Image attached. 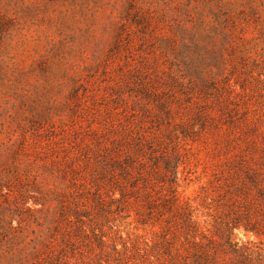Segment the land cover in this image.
<instances>
[{
	"label": "rangeland",
	"instance_id": "374dc122",
	"mask_svg": "<svg viewBox=\"0 0 264 264\" xmlns=\"http://www.w3.org/2000/svg\"><path fill=\"white\" fill-rule=\"evenodd\" d=\"M0 264H264V0H0Z\"/></svg>",
	"mask_w": 264,
	"mask_h": 264
},
{
	"label": "trees",
	"instance_id": "16d2710c",
	"mask_svg": "<svg viewBox=\"0 0 264 264\" xmlns=\"http://www.w3.org/2000/svg\"><path fill=\"white\" fill-rule=\"evenodd\" d=\"M108 150H110V149H108ZM109 153H111V151H109ZM173 198H174V196H172Z\"/></svg>",
	"mask_w": 264,
	"mask_h": 264
}]
</instances>
